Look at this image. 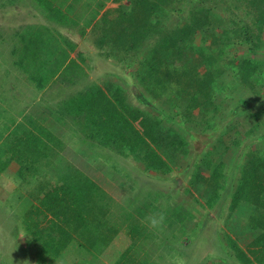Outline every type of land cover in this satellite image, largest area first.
<instances>
[{
	"label": "rangeland",
	"instance_id": "obj_1",
	"mask_svg": "<svg viewBox=\"0 0 264 264\" xmlns=\"http://www.w3.org/2000/svg\"><path fill=\"white\" fill-rule=\"evenodd\" d=\"M35 1L40 0H31L32 3H36ZM133 1H92L95 6L101 2H104V6L112 2V5L118 6L115 9L122 7L129 15H115L107 20L115 25L114 30L118 33L109 25L107 31L102 34L103 39L106 38L108 42L102 40L92 46L114 51L119 47V56H124L120 47L127 42V56L131 59L118 58L119 62L112 59L109 68H106L116 75L107 77L105 81H110L112 86L117 85L122 89L121 96L126 105L149 116L148 123L143 122L138 117L140 114L134 113L132 108L122 104L119 107L126 108L127 121L120 118L111 119L110 115H106L107 121L104 118L97 125L92 123L89 128L83 123L84 120L74 121V116L64 114H68L69 110L77 111L76 105L81 103L83 98L69 106L64 94L53 90L51 93L45 92L37 106H30L27 99H23L20 104L18 100L25 97L17 90L13 92L12 98L0 102V172L3 170L2 174L6 176L3 180L0 179V190L2 189L6 201L4 212L3 206H0V223L9 226L12 223L19 228L20 233L26 232L29 235L28 242L26 239L21 240L23 247L19 250H14L13 247L1 249L0 264H88L81 258L89 259L92 264L97 261L102 264H131L132 261V264H136L138 260L134 252L140 247L144 253L151 252L150 259L153 263L161 264L164 259L158 260L159 256L167 257L171 253L166 247L167 242L182 250L180 254L176 253L175 257L184 254L183 260L177 264L242 263V259L235 257V251L221 250L218 246L212 250L211 244L225 241L226 235L232 242L236 241L238 246L250 245L255 237L252 227H258L264 219V216L261 217L259 212H256L260 208L253 202L255 191L245 195L244 190L239 189L237 185L242 179L244 183L251 184L254 180L252 156L255 153L264 156V74L261 73V70H264V49L250 54L257 67L260 64V69H257L253 77L246 79L248 82L238 83L232 70L217 80L214 97V103L219 108L217 111L213 112L208 107L196 108L190 113L191 120L181 119V112L175 108L177 98L169 97L170 95L164 92L167 89L165 87L155 92V88L150 86L148 68L157 69L156 75L162 77L173 74L175 70L178 73L185 72V69L181 70L183 63L194 65L199 71H203L205 64L202 63V56L198 51L215 47L206 44L209 40H204L197 34L193 38H185L180 50L176 48L182 36L180 28H184L183 25L190 20L192 6L189 0H179L169 9L156 10L149 18L143 10L146 5ZM204 1L216 25L219 21V31L214 29V33L218 35L222 31L220 29L225 28L222 18L228 16L225 5L221 3L225 0ZM66 3L65 0L61 4L62 15ZM218 3L219 6L216 7ZM30 4L25 0H0V59H3L5 67H11L10 63L14 59L8 58L6 54L13 47L15 40L17 41L14 39L17 28L45 23L44 18L39 17ZM194 6L197 7V4L194 3ZM133 7L137 13L129 10ZM46 24L49 29L59 32V28L53 27L52 23ZM252 32L257 31L253 29ZM210 36L211 32L208 33V38ZM53 37L57 38V35ZM262 38L264 39V34ZM167 39L175 46L163 48L162 43ZM19 52L20 49L17 54ZM227 52L237 56L233 47L228 48ZM221 60L215 58L218 63H221ZM239 62L240 59L237 60V63ZM18 63L21 62L16 63L15 72L20 75V70L25 71L29 66ZM208 66L209 70L211 65ZM254 77H261V83L255 82ZM11 78L7 84L9 86L13 85ZM2 81L4 79H0V82ZM106 92L107 96L101 92L102 98L96 102L105 105L110 99L115 101L113 97L116 90L107 89ZM84 103L87 104V101L82 104ZM27 107L30 114L35 111L42 113L36 116L41 122L32 123L34 120H30L31 115L17 119ZM51 113L53 115H50ZM255 113H260L257 119L254 117ZM49 116L58 119L52 122ZM133 116L137 117L136 120ZM113 125L117 127L116 131L123 133L126 138L123 142L117 138L118 143L122 145L121 152H125L124 156L121 152L116 153L93 143L101 140L100 127L108 128L113 133ZM142 142H145L146 148L149 147L155 155L170 163V170L165 173L144 170L143 165L136 161V154L133 152V144L143 147ZM4 159H7V164L3 166ZM220 162L227 166L226 170H223L226 175L225 183L217 193L219 198L210 208L206 205L209 198L208 188L200 185L210 177L209 166ZM69 168L78 170L87 180L77 179L74 190L70 191V216L56 218L45 210L42 200L45 196L57 192L61 198L66 196L61 195V189L67 186L63 184L62 179L67 174L78 176ZM109 172H114L119 182L110 178ZM194 174L200 175L198 179H194ZM199 181L200 185L197 184ZM78 189L82 199L77 201ZM234 194L241 201L232 208ZM21 197L22 202L17 204ZM245 200L251 204L246 206ZM75 205L77 207H74ZM167 205L195 215L192 224L188 226L193 234L186 237L177 231L178 224L164 223L165 212H162V209ZM54 207L55 210L63 212V199ZM76 209L80 210L82 216H73ZM28 210H32L31 218L24 216ZM153 220L157 221L155 225ZM193 222L196 229H193ZM108 228L115 231L112 237L115 236L113 239L108 238L111 242L106 244L101 254L92 248L93 257H82L73 252L78 245L98 242L101 233L108 237ZM140 233L146 234V238L151 242L139 243L135 240ZM53 235L67 240L71 249L60 250L59 239L55 241ZM211 235L214 236L212 239ZM12 241L13 238L10 239V242ZM261 243H255L251 245L253 247L248 246L242 250L245 255L242 261L248 264H264V243ZM130 246L131 249L127 250ZM224 246L231 248L232 244L227 243ZM220 247L223 248L222 245ZM3 253L11 256L5 260ZM123 255L127 260L119 261V257ZM185 257L189 260L185 261Z\"/></svg>",
	"mask_w": 264,
	"mask_h": 264
},
{
	"label": "trees",
	"instance_id": "obj_2",
	"mask_svg": "<svg viewBox=\"0 0 264 264\" xmlns=\"http://www.w3.org/2000/svg\"><path fill=\"white\" fill-rule=\"evenodd\" d=\"M104 1V0H103ZM179 0H134L133 2H136L138 4H144L146 6H143V10L145 11L147 18L150 17L151 14L154 12L159 11V10H166L171 8L175 3H177ZM191 3L190 5L192 6L191 9V16L190 20L188 23H186L184 28H180L182 31V36L181 40L177 43L178 48L180 50L181 44H183V40L185 38L189 37H195L197 34H199L204 40H209V42H206V44H211L215 48H205L198 51L201 56H202V63L205 64V70L203 72H200L196 66H191L187 63H183L181 70L185 69V72L178 73L177 70L174 71L173 74L166 75V77H162L160 75H156L157 69H153L152 67H149L148 69L150 70V75L149 78L151 79L150 86L154 87V91L158 92V90H161L163 87L167 88L164 92L168 95L169 97H176L177 99L175 100V108L178 109L181 112V119L185 120H191L190 113L196 109V108H204L208 107L210 110L217 111L219 108L218 106L214 103V100L216 97L215 93V83L217 82L218 79H221V76L223 74H227L229 70H232L234 72V76L238 83L240 81L243 82H248L246 79L253 77L254 73L257 71V69H260V64L254 63L252 56L250 54H255L259 52L260 50L264 49V39L262 38V34H264V0H238V1H222L225 5V11L228 13V16L222 18V22L225 25V28L220 29L222 30L218 35L214 33V29L217 28V31H219V21L218 24L216 25L214 19L211 18V13L204 4L206 1L204 0H189ZM102 3V2H101ZM104 3V2H103ZM102 4L98 5V8L103 6ZM194 3L197 4V7L194 6ZM220 3V2H219ZM219 3L216 5L219 6ZM140 10V8H138ZM237 9V12L235 10ZM129 10H132L133 12H136V8H130ZM173 11V10H170ZM96 12V11H94ZM116 12V15L119 16H124L127 17V12L119 11L117 12L116 10H111L108 13L104 15L105 22L104 24L109 27V25H112V23H107L110 20L112 16H114ZM137 13V12H136ZM96 13H94L95 15ZM129 16V15H128ZM107 19V20H106ZM218 26V27H217ZM115 25H112V30L114 32H117L114 30ZM253 29L257 32H252ZM107 29L105 30V32ZM211 32V36L208 38V33ZM118 33V32H117ZM212 38V39H211ZM217 38V39H215ZM211 40H213L211 42ZM103 41L108 42L107 39H103ZM122 42V39H120ZM58 44V43H56ZM123 44V43H122ZM127 42L123 44V46L120 47V52L121 53H126L128 55V50L126 49ZM163 48L169 49L170 47L175 46V44H171L169 42V39L166 41H163L162 43ZM55 44H48V41H46V48L47 47H55ZM110 47V45H107ZM233 47L235 49V52H237V56L230 55L227 52V49ZM118 49L117 51L119 52V47L116 48ZM243 49V50H242ZM112 50V49H111ZM242 50V51H238ZM205 55V57H204ZM215 58H221V63H218L215 61ZM240 59V62L237 63V60ZM208 65H211V68L208 70ZM207 66V67H206ZM179 70V71H181ZM49 73V72H48ZM261 73L264 74V70H261ZM61 78L65 79L66 77L64 74H62ZM172 79V82H171ZM58 80V79H57ZM59 81V80H58ZM56 81V82H58ZM255 82L261 83V77H254ZM225 84V82H223ZM169 85V86H168ZM120 90V91H119ZM121 90L120 88L116 89V93H114L113 99L115 101H110L106 102L105 105L98 103L96 101L101 100V93L99 90H92L89 88L87 92L82 95L83 101H87V104H82L79 103L76 105L77 111H73L75 114H70L68 113L69 117L74 116L73 119L74 121L77 119H84V124L88 127L92 123H97L101 122L104 118L106 121L108 120L106 118V115H110L111 119H118L120 120H125L127 121L125 115V111L127 112L126 108L124 106H120L122 104L126 105V102L123 100L121 96ZM215 95V96H214ZM99 97V98H97ZM121 98V99H120ZM98 103V105L96 104ZM129 105H126L128 107ZM130 107V106H129ZM132 108V107H130ZM133 109V108H132ZM134 113L140 114L138 117L143 121V122H149L150 118L147 117V115L143 112L138 111L136 108L133 109ZM207 110V111H210ZM76 115V116H75ZM260 116V113L254 114L255 119H257ZM136 120V116H133ZM80 121V120H78ZM94 126V125H93ZM87 127V128H88ZM87 128L85 130L87 131ZM90 128V127H89ZM113 128L115 132H110V130L107 128L103 129L100 127V132H101V140H98V142H93L95 146L99 147H107L110 149V151L119 153L121 152V144L118 143V141L123 142V139L125 138L123 133H118L117 127L113 125ZM152 129V127H151ZM117 138L119 140L117 141ZM126 139V138H125ZM138 137H136V140ZM92 142V141H91ZM143 147L140 145L133 144L134 154H136V161L138 163H141L143 165L144 170H152V171H162L166 172L170 170V163L167 161H164L159 155H155L152 150L147 147L146 148V143L142 142ZM145 147V148H144ZM34 149V148H32ZM143 149V150H142ZM122 156H124L125 152L120 153ZM251 162L253 164V178L254 180L250 183L246 182L244 183L243 179L238 181L237 185L239 189L244 190V194L250 193V191H255V197L253 199V202L260 208L258 209L260 216H264V156H259L258 154L255 153V155L252 156ZM6 165V162H3ZM1 165V164H0ZM96 167H98V163L96 164ZM211 168L210 172V177L206 180H204V184L200 185L201 182L197 183L198 185L206 186L208 188V199L206 200V205L207 207H212L213 204L217 201L219 198L218 196V191L221 187H223L225 183V178L226 175L224 174V169L226 170V165L223 162L218 163L217 165L214 166H209ZM2 168V166L0 167ZM70 170H74L73 173L77 174V177H73L70 174L65 175L66 177L63 178L64 180V185H67L66 188L61 189V195L66 194L65 197H60V195L57 193H54L52 195H49L48 197L45 196L42 200V203L44 204V208L47 212L55 215V217L59 218H68L70 216V213L68 212V206H69V196L71 195V189L74 190L73 188L75 187L76 182L78 180H87L81 173L73 168H69ZM3 170H1L2 172ZM0 172V173H1ZM118 171H116V175ZM108 174V173H105ZM110 178H113L114 180H118L119 178L115 175L114 172H109ZM121 176V175H120ZM200 175L199 174H194V179H198ZM127 178V176L125 177ZM78 179V180H77ZM128 180V179H127ZM132 180V179H129ZM76 181V182H75ZM193 181V180H192ZM224 181V182H222ZM120 184V183H119ZM124 186V185H122ZM126 186V185H125ZM124 186V187H125ZM124 189V188H122ZM99 195V194H98ZM234 194L233 197V202H232V208L239 202L241 201L237 196ZM61 199H63V205H64V211L62 212L61 210H55V204L57 202H60ZM82 195L81 192L77 191V196L76 200H81ZM73 200V199H72ZM74 202V200H73ZM246 206H248L249 201L245 200L244 201ZM252 202V203H253ZM68 203V204H67ZM75 203V202H74ZM73 205V204H72ZM74 207H77L76 205ZM55 211V212H54ZM162 212H165L164 214V219H165V224L167 225H174L178 224L177 226V231L180 232L181 234L187 236H190L193 234V232H190V228H188L189 225L192 224V220H194L193 214L190 212H183L181 208L179 209H173L172 205H167L166 208L162 209ZM170 213V214H169ZM33 215L32 210H28L27 213H25L26 218H31ZM82 216L81 212L79 209H76L74 211L73 216ZM168 215H171V217H168ZM80 218V217H79ZM55 226V225H54ZM56 227V226H55ZM54 227V228H55ZM255 229L258 230V234L256 236L255 243L262 242L264 243V219L260 223L258 227ZM132 230V229H131ZM134 231V230H133ZM131 231V235H135L134 232ZM137 231L135 230V233ZM112 234H115V231L112 229H107V235L108 237H105L102 235V233L99 236L98 242L93 241L89 245L85 243L84 245H78L73 252L78 253L80 255L88 257H93L91 254V248L93 251L98 252V254H101V251L105 246H107V243L111 242V239L114 238L112 237ZM137 234V233H136ZM55 241L59 239L60 246L59 249H65L69 250L71 249V245L68 244L67 240H63L57 236H54ZM108 238H111L108 240ZM53 240V239H52ZM138 240V242H151L149 239L146 238V234L140 233L138 238L135 239ZM228 244H232L230 246L233 248V251L236 252L235 257L237 259H242L243 258V252L238 249V246L232 242L231 239H229L225 235V241ZM51 242V241H50ZM134 244V242H132ZM261 243V244H262ZM47 244V243H46ZM167 244V249L171 252L167 255V257H163L162 255L159 256L158 260L163 262L161 264H174L176 262L179 263L183 260V255L179 257H175L176 253H181L182 250L177 247L176 245H171L168 242L165 243ZM133 247V245H131ZM131 246L128 247L127 250L131 249ZM219 249L223 250V248L220 247L218 244ZM142 248H138L135 252L134 255L137 257L138 263L136 264H151L154 261H151L150 253L148 251L143 252L141 250ZM59 250V251H60ZM73 250V249H72ZM140 250V251H138ZM74 253V254H75ZM126 252H124L125 254ZM144 253V254H143ZM122 255V254H121ZM139 257V258H138ZM83 261H86L88 264H92L89 259H83ZM122 259H125V256H120L119 261H122ZM68 260V259H67ZM168 262H166V261ZM172 260V261H171ZM185 261L189 260L188 257L184 258ZM120 263V262H119ZM96 264H102L101 262L97 261ZM123 264V263H122ZM132 264V261H131ZM153 264H158L153 263Z\"/></svg>",
	"mask_w": 264,
	"mask_h": 264
},
{
	"label": "crops",
	"instance_id": "obj_3",
	"mask_svg": "<svg viewBox=\"0 0 264 264\" xmlns=\"http://www.w3.org/2000/svg\"><path fill=\"white\" fill-rule=\"evenodd\" d=\"M25 1L31 3L30 6L32 10L39 17H43L45 23L42 22L40 24L29 25L23 29L20 27L17 28L18 30L14 34V39H17V41L15 40L13 47L6 54L8 58L14 57L10 63L11 67H5L3 59H0V79H4V81L0 82V102L12 98L13 92L17 90L19 94L25 97L18 100L20 104H22L23 99H27L30 101V106H37V104L41 102L40 99L44 96L45 92L51 93L53 90L60 91L61 94H64L70 106V104L74 105L76 102H80L82 95H84L89 88L92 90H99V92H102L105 96H107L106 93H108L106 92L107 89L116 90L119 88L117 85L112 86L110 81H107L109 84L105 81L107 77L116 75L115 72H111L107 68H109L112 59L118 61V58H131L128 57L126 53H121L124 54V56H119L118 51H114L113 49L110 50L109 48L102 50L92 45L101 43L103 40L102 34L107 29V26L104 24L105 22H103V20H105L104 15L111 10L127 12L126 9L122 7L115 9L118 6L115 7L114 4L112 5V2H108L105 6L103 5L98 8V5L103 2L97 3V6H95L92 2L94 0H66V8L63 10L64 15H62L60 7L65 0L35 1L38 5L32 3L31 0ZM55 2H57V4H55ZM94 13L96 14L94 15ZM114 14L116 15V12ZM46 22L52 23L53 27L57 29L59 28L58 30L60 33L49 29ZM54 35H57V38H54ZM46 41H48L49 45L55 44L56 46L46 48ZM19 43H21L20 46ZM19 49L20 52L17 54ZM17 62H21L18 64H24L25 66L28 65L29 68H26L25 71L20 70L21 74L18 75L15 72V70H17L15 69ZM103 65L105 66L104 70ZM62 74L66 77L65 79L61 78ZM10 77H12L11 81H13V85L11 86L7 85ZM107 85H109V87H107ZM110 101L113 100L110 99ZM24 111L23 114L17 116V119L21 120L25 115H31L30 120H34L32 123L41 122V119L36 117L42 115L39 111L30 114L28 107ZM69 113L72 115L75 114L72 110H69ZM64 114L65 116L69 115L66 112H64ZM50 115L53 114L51 113ZM50 117L53 120L52 122H56L58 119L54 116H49V118ZM30 120L29 123L31 122ZM4 162L7 163V159H4ZM4 177L6 176L1 172L0 179L3 180ZM21 199L22 197L18 199L19 202L17 204L22 202ZM0 201H2V205L0 206H3L4 212L6 201L4 200L2 189L0 190ZM28 202H30L29 199ZM197 204L199 205V203ZM205 208L207 209V207ZM1 210L2 207L0 209V219H2ZM19 216H21V213ZM10 225L11 226L0 223V250L10 247H13L14 250H19L23 247V245H21V240L26 239V242H28L27 239L29 235H27L26 232L20 233L19 228L13 226L12 223H10ZM248 227L251 229L250 225H248ZM193 229H196L194 222ZM252 229L255 237L250 245L238 246L235 243L236 241H234L241 251L247 249L248 246L253 247L251 245L255 244L258 230L253 227ZM221 232L225 233L224 231ZM214 233L212 234L214 235ZM213 235H211L210 239L214 237ZM224 235L225 234H223V237ZM11 238H13L14 241L10 242ZM225 244H227V241L225 242L223 240L219 243L220 246H224ZM217 246L218 242L212 243V250H215ZM224 250H233V248H226L224 246ZM2 255L5 260L11 256L7 253H3ZM244 256L243 254V257ZM240 261L243 264H248L242 260ZM242 263L237 262L236 264Z\"/></svg>",
	"mask_w": 264,
	"mask_h": 264
},
{
	"label": "clouds",
	"instance_id": "obj_4",
	"mask_svg": "<svg viewBox=\"0 0 264 264\" xmlns=\"http://www.w3.org/2000/svg\"><path fill=\"white\" fill-rule=\"evenodd\" d=\"M152 223H153V225H155L157 223V221L156 220H153Z\"/></svg>",
	"mask_w": 264,
	"mask_h": 264
}]
</instances>
